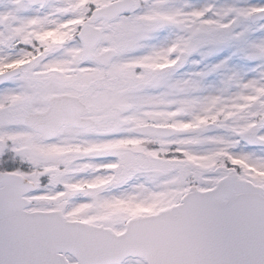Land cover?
<instances>
[{
  "label": "snow or ice",
  "instance_id": "obj_1",
  "mask_svg": "<svg viewBox=\"0 0 264 264\" xmlns=\"http://www.w3.org/2000/svg\"><path fill=\"white\" fill-rule=\"evenodd\" d=\"M0 264H264V0H0Z\"/></svg>",
  "mask_w": 264,
  "mask_h": 264
}]
</instances>
